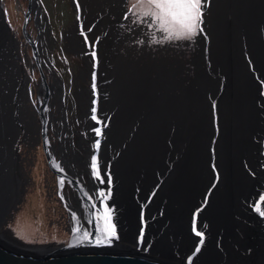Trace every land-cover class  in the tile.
Listing matches in <instances>:
<instances>
[{
  "label": "bare ground",
  "instance_id": "1",
  "mask_svg": "<svg viewBox=\"0 0 264 264\" xmlns=\"http://www.w3.org/2000/svg\"><path fill=\"white\" fill-rule=\"evenodd\" d=\"M109 2L111 7L99 12L101 0H94L97 12L89 11L86 26H77L68 37V47L83 61L80 77L90 84L79 91V96L84 93L87 111L78 112L76 131L63 119L62 106H58L55 117L49 111L54 100L60 101L58 82L46 83L40 72L42 118H49L55 127L62 150L58 161L53 162L59 179L69 178L88 203L99 207L98 200L88 199L104 189L91 172V157L97 156L104 184L105 173L112 177L108 203L115 209L120 244L134 246L141 230L146 233L143 224L150 223L157 236L155 243L159 238L171 241L168 246L159 242V250L174 262L189 264L191 257V264H264V218L253 210L264 195V151L260 144L264 128V0H234L231 4L208 0L202 24L207 38L197 41L191 68H184L179 59L168 60L146 50L144 44L132 43L137 30L121 31L116 24L122 0ZM75 3L84 9L80 0ZM31 4L37 7L34 0ZM81 36L88 47L81 43ZM30 40L35 61L40 64L42 38L39 34ZM15 43L0 21V203L14 186L15 170L7 151L11 126L18 128L22 123L29 132L37 126L25 119L33 113L25 106L26 82L19 78L12 52ZM205 56L210 61L208 66ZM167 70L164 80L161 72ZM174 74L182 85L181 97L165 90L157 104L150 103L148 90L169 83ZM112 101V114L103 117L100 111ZM18 106L24 108L15 120ZM94 106L100 123L92 119ZM172 114L176 124L170 126L167 118L171 120ZM179 123L183 124L180 132L176 128ZM97 127L102 131L99 137L94 131ZM167 130L173 138L168 143L172 153L156 148ZM180 133L185 139L178 144ZM74 137L82 146L76 145ZM97 140L99 149L94 147ZM147 148L150 152L144 154ZM84 149L88 150L86 155ZM60 195L63 201L68 199ZM65 204L80 218L76 205ZM193 218L207 242L197 257L194 250L199 237L193 232ZM164 220L168 222L165 228Z\"/></svg>",
  "mask_w": 264,
  "mask_h": 264
},
{
  "label": "rangeland",
  "instance_id": "2",
  "mask_svg": "<svg viewBox=\"0 0 264 264\" xmlns=\"http://www.w3.org/2000/svg\"><path fill=\"white\" fill-rule=\"evenodd\" d=\"M34 1L37 7L32 6L29 8V19L25 24V29L29 32V37L31 39L35 38L36 35L39 37V34L42 38L43 55L39 57V68L32 57L30 47L28 48V46H25V43L21 40L22 13L25 10L27 0H0V21L4 19V22L9 28L8 32L12 35L14 40L16 39L15 44L20 56L22 50H24L27 60L29 59V66L21 65L23 61L19 58V54L15 61L19 66H22V71L20 70L19 77L25 81V75V77L29 80V99L27 98L25 100V106L26 109L33 113V115L31 117L26 115L25 119L29 124L31 121L32 123L35 122V125H37V141L35 143H31L29 141V146L27 149L25 147H20L21 150L16 151L20 156V161H17L16 159L18 170L17 174L20 180L19 188L21 190L19 194L20 201L16 204V207L9 214L6 223L2 225L3 227L1 228L5 237L16 246H40L44 244L57 245L65 243L71 231L72 216L70 213H68L58 193H62L69 198L64 201V203L73 205L75 202H77V208L81 217L80 220L87 227L86 208L78 201V195L74 187L69 182V178L63 177L64 185L63 187L59 188L58 178L55 176V168L52 162L50 163V166H47L46 164L39 144V118L36 109L39 101L42 100V84L41 77L39 75V72L41 71L46 83H52L54 80L58 82L57 89L60 94L61 102L57 99L54 100V105L49 107L50 112L53 115H57L56 109H58V106H62V117L67 123H69V128L74 131L78 129L75 118L78 116L79 111L83 114L87 111L86 98H82L84 97V93H80L79 96V91L82 88L90 86V84L87 79L86 81H83V79L80 77V69L82 67L83 61L74 50L68 47V42L70 41L68 37H71V34L74 33V30L77 26L82 24L86 26V17H88L89 11H96L95 8L97 6H95V8L93 7L94 0H80L82 8L85 10L78 8L75 0ZM233 1L234 0H226L227 4H231ZM110 5L111 4L109 0H101V7L99 5L100 10L98 11H103L106 8L111 7ZM120 6L121 9L119 14L120 16L118 18L119 21L116 24L119 26L118 28L121 31H129L130 28L137 30L138 33L136 32V35L134 36L136 41L133 40L131 41L132 43H134L136 46H141V44H144L146 50L151 49L156 55H165L167 56L166 59L168 60L179 59L184 68L192 67L190 61L195 54V49L198 48L197 41L207 38L206 30L205 34L202 31L191 40L153 43L151 42L153 33L148 28L146 23L137 21L133 16H129L127 19H125V14L128 12L129 7L131 6L130 0H122ZM206 8L207 9L205 12L208 11V4L206 5ZM204 26L205 24L202 25V28ZM156 38L157 40L160 39L159 33L156 34ZM79 39L81 43L87 46L88 42H86V38L84 36L79 37ZM90 40H92V38ZM136 43L140 44L137 45ZM205 46L206 45H203V48L205 49V54H207L208 49ZM204 60L205 65H210V61L208 60L207 56L204 57ZM184 72L188 73L186 70ZM168 74V70L161 72L162 78L164 80H167ZM157 82L159 83L158 77ZM175 82L176 84L173 85ZM169 83L162 82L159 87L150 88V90H148L150 91L148 96L150 99L149 102L152 103L156 101L157 104V100L160 96L164 95L163 92L165 90L173 93L176 98L181 97L182 85L176 74H174V79L169 81ZM104 86L108 88L107 85L104 84ZM171 86H173V88H170ZM169 94H167V96H169ZM112 107L113 101L110 107L101 110L100 114L103 117L108 115L110 116L112 114V109L110 108ZM21 108L24 107L18 106V108H16L14 111V115L16 117L15 120H18L19 116H22L19 113ZM170 117L171 120L167 118L170 126L176 124V121L173 118L174 115L172 114ZM182 127L183 124L179 123L178 127L176 128L180 132ZM261 133L263 137L260 144L262 151H264V128H261ZM45 134H48V130H46ZM163 135L166 136L163 137ZM180 139H185V136L181 134V137L176 139L178 144ZM48 140L49 142H55L56 144V139L54 136H51L48 138ZM74 141L77 146H82L79 145L80 143H78V139L76 137H74ZM170 141H173V138L170 136L169 130H167L162 133L161 141L157 143L156 148H166L172 153L171 148H168V143ZM146 150H148V148L145 149L144 154L150 152V150ZM87 151V149L83 150L84 155L87 154ZM159 151H156L155 153ZM81 152L82 149L80 148V153ZM54 153L55 154L51 155V158L54 161H58L56 160L58 158V154L56 151H54ZM103 188L107 189V184H103ZM70 196L75 197L71 199ZM18 233H22L24 238H21ZM138 236H140V234L137 235V237Z\"/></svg>",
  "mask_w": 264,
  "mask_h": 264
},
{
  "label": "snow or ice",
  "instance_id": "3",
  "mask_svg": "<svg viewBox=\"0 0 264 264\" xmlns=\"http://www.w3.org/2000/svg\"><path fill=\"white\" fill-rule=\"evenodd\" d=\"M131 6L125 14V19L133 16L137 21L146 23L152 31L151 42H172L180 40H191L203 31V9L204 0H130ZM160 34L157 40L156 34ZM95 58V51L92 53ZM95 81V76L93 77ZM95 90V83H93ZM264 94V93H262ZM95 103V102H94ZM92 119L97 123L100 121L96 116L95 106L92 108ZM97 137L101 136V128L94 129ZM99 149L100 142L97 140L94 144ZM91 172L95 180L100 184H104L101 167L96 155L91 157ZM107 175V190L99 189L94 196L88 197L89 201H99V207L95 202H90L88 206V214L86 215L87 227L81 223L77 214H72L74 222L72 227V237L69 247L82 245L87 242L89 245L105 246L111 245L114 240H118L117 226L115 222V209L111 207L108 201L112 197V177L110 173ZM60 187H63L64 180L58 181ZM261 218H264V195L259 197L253 209ZM193 232L199 237L198 246L195 253L200 251V246L204 243V233L198 229L197 223L193 221ZM24 238L22 233H18ZM144 232H140L139 242H143ZM189 257V264H191Z\"/></svg>",
  "mask_w": 264,
  "mask_h": 264
},
{
  "label": "water",
  "instance_id": "4",
  "mask_svg": "<svg viewBox=\"0 0 264 264\" xmlns=\"http://www.w3.org/2000/svg\"><path fill=\"white\" fill-rule=\"evenodd\" d=\"M30 4L31 0H27L25 10L22 13L21 33L25 40L29 42V46L32 51V56L35 60L33 42L30 40L24 29L25 23L29 16V8L31 7ZM204 4L205 6L203 9V15L206 13L205 7L207 5V0H204ZM1 22L4 28L8 31L9 28L4 22V19L1 20ZM202 29L204 32V27ZM39 75L42 81V75L40 72ZM38 111L43 125L40 106ZM17 129V127L15 128L13 125L11 126L12 134H10V139L8 141L7 151L11 155L10 163L16 173H13L14 186L12 193L9 195V197H7L0 203V229L2 225L5 224L7 218L9 217V214L16 207V204L20 201V180L17 176V164L14 163L16 159L15 143L17 141ZM41 138L43 140V135H41ZM12 151L14 152L13 154ZM45 157L47 165L50 166L52 159L46 154ZM54 172L58 178L57 172L55 170ZM79 195L82 201L89 205L85 197H83L80 193ZM85 208L86 210H88V206L85 205ZM185 218L188 221L189 217ZM194 219L195 218H193L192 220L194 221ZM195 221L197 222V219H195ZM167 225V220H164L163 228H165V226ZM143 226L146 229V233L143 237V242H139V236L137 240L133 241L136 244H134V246L132 247L120 244L117 240H114L111 245L105 246L89 245L87 242H85L82 245L69 247L68 244L70 243L72 237V231H70L65 243L57 244L56 246H51L48 244L40 246H16L5 237L3 232L0 231V264H180L163 257V254L159 250V242L165 241L164 243L168 246L171 241L169 239L163 240L159 238L158 241L155 243L157 236L153 235V225H151L150 223H144ZM176 226H178L177 223ZM160 233L165 235L162 229ZM198 241L199 240H197V243ZM206 244L207 242L204 240L203 245L200 246V251L198 253H195V257H197V255L199 254H203V249Z\"/></svg>",
  "mask_w": 264,
  "mask_h": 264
},
{
  "label": "flooded vegetation",
  "instance_id": "5",
  "mask_svg": "<svg viewBox=\"0 0 264 264\" xmlns=\"http://www.w3.org/2000/svg\"><path fill=\"white\" fill-rule=\"evenodd\" d=\"M28 19H29V16H28ZM28 19H27V21H28ZM26 21V22H27ZM26 24V23H25ZM24 29H25V26H24ZM25 31H26V33H27V35H28V37H29V32L25 29ZM34 39V38H33ZM16 40V39H15ZM21 40L25 43L24 45L25 46H28V48L30 47L29 46V42H27L26 40H25V38L23 37V35H22V33H21ZM198 44V43H197ZM31 49V48H30ZM195 51H196V49H195ZM195 51H194V53H195ZM12 52L15 54V60L17 59V57H18V54H19V52L17 51V47H16V49H14V50H12ZM17 52V53H16ZM32 52V51H31ZM194 56H195V54H194ZM193 56V57H194ZM33 57V56H32ZM192 57V58H193ZM19 58L20 59H22V61L24 62H22L21 63V65H27V66H29V62H28V60H27V58H26V55L24 54V50H22V53H21V56H20V54H19ZM191 58V59H192ZM34 59V58H33ZM27 61V62H26ZM36 62V64L37 65H39V62H38V60L37 61H35ZM18 67H19V72H20V70L22 71V66H19L18 64H16ZM38 68H39V66H38ZM41 72V71H40ZM23 73V72H22ZM24 75V74H23ZM20 78V77H19ZM24 78H25V81L23 80V79H21V82H23V83H25L26 85V92H27V98L29 99V80L25 77V75H24ZM45 81V80H44ZM41 84H43L42 83V81H41ZM52 106V105H51ZM38 109H39V103H38V106H37V115H38V118H39V130H38V136H39V144H40V148H41V151H42V154H43V157L45 158V161H46V157H45V154L47 155V156H49L50 158H51V155H53V154H55L54 153V151H56V153L58 154V158L56 159V160H58L59 159V156H61V154H62V152H60V151H62L61 150V148L59 147V143H58V135L56 134V132H55V127H53L51 124H50V120H49V118L47 119V118H45V121L43 120V125H42V121H41V117H40V114H39V111H38ZM40 111H41V109H40ZM50 111V110H49ZM56 111H57V115H58V109H56ZM52 114V113H51ZM41 115H42V113H41ZM57 115H54V117L55 116H57ZM43 119V118H42ZM24 125L22 124V123H19V125H18V129H17V141H16V143H15V146H16V151L18 150H21V148L20 147H22V148H26L27 149V147L29 146V141L31 142V143H35L36 141H37V139H36V127L31 131V132H29V131H27L26 129H25V127H23ZM20 130V131H19ZM35 130V131H34ZM46 130H48V134L46 135L45 134V132H46ZM72 130V129H71ZM53 131V132H52ZM41 135H43V140H42V138H41ZM51 136H54L55 137V139H56V144H55V142L54 143H51V142H49V140H48V138H50ZM15 157H16V159H17V161H20V156L18 155V152H15ZM52 159V158H51ZM52 162V164H54L53 162H54V160H52L51 161ZM21 163V162H20ZM46 164H47V161H46ZM48 166V165H47ZM18 167H19V165H18ZM56 170V169H55ZM18 171V170H17ZM57 172V171H56ZM55 176H56V174H55ZM57 177V176H56ZM58 180H60L59 179V175H58ZM69 182L71 183V181H70V179H69ZM71 185H72V183H71ZM73 186V185H72ZM74 187V186H73ZM60 188V187H59ZM75 189V188H74ZM76 191V190H75ZM76 193H77V195H78V198H79V202H80V204L82 205V206H84L85 207V204L86 203H84L82 200H81V197L79 196V193L76 191ZM58 195H60V193H58ZM63 195V194H62ZM60 198H61V195H60ZM68 198V197H67ZM70 198L71 199H73L74 198V196H70ZM69 199V198H68ZM61 200H62V202H63V204L65 205V207H66V209H67V211H68V213H70L71 214V216H72V213L70 212V210L68 209V207L66 206V204L64 203V201H63V199L61 198ZM73 205H76L77 207H78V205H77V202H75ZM86 214H88V212H87V210H86ZM81 218V217H80ZM74 224V222H73V220H72V225Z\"/></svg>",
  "mask_w": 264,
  "mask_h": 264
}]
</instances>
